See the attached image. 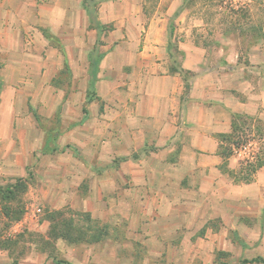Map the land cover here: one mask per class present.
<instances>
[{
	"label": "crops",
	"instance_id": "crops-1",
	"mask_svg": "<svg viewBox=\"0 0 264 264\" xmlns=\"http://www.w3.org/2000/svg\"><path fill=\"white\" fill-rule=\"evenodd\" d=\"M129 4L100 0L96 20L128 19L106 11ZM90 24L84 0H0V176L26 182L35 164L46 188L58 182L50 197L62 206L118 207L139 214L149 234L184 223L234 229L244 205L263 209L264 164L252 170L245 151L222 155L219 136L241 124L238 115L251 117L253 132L264 125V41L247 67L223 48L211 65L194 40L181 47L180 68L193 73L185 79L171 69L165 29H133L143 39L135 50L95 44ZM253 141L258 149L264 136Z\"/></svg>",
	"mask_w": 264,
	"mask_h": 264
},
{
	"label": "rangeland",
	"instance_id": "rangeland-1",
	"mask_svg": "<svg viewBox=\"0 0 264 264\" xmlns=\"http://www.w3.org/2000/svg\"><path fill=\"white\" fill-rule=\"evenodd\" d=\"M99 1L89 0L95 17ZM127 1L130 6L111 7L106 14L109 18L125 12L130 18L116 23L103 21L102 28L95 20L93 26L100 32L95 44L125 45L137 50L143 39L134 37L133 29L140 28L144 34L155 25L156 30H166L171 69L185 79L193 73L180 68L181 47L194 40L211 51V65L216 64L219 58L216 52H222L221 48L224 49L221 56L236 53L238 62L247 67L251 59L261 60L257 52L264 41V0ZM125 29L129 37L122 36ZM31 33L24 39L27 46L33 43ZM220 59L226 62L223 57ZM40 105L36 104V109ZM242 120L249 122L246 117ZM253 147L256 144L249 148ZM37 172L35 164L26 165L22 176L26 188L15 198L0 200V264H239L243 258L264 257V208L257 204L243 206L245 210L239 213L234 229L215 232L218 230L214 227L199 229L186 227L184 223L176 230L166 229L157 235L156 228L149 234L151 229L140 223L139 214L124 213L118 207L113 210L101 207L92 214L70 205L62 206L57 196L50 197L56 193L58 182L46 188ZM13 180L0 176V185ZM36 207L41 211L36 212ZM54 210L64 212V218L72 226L67 234L70 238L50 236L48 215Z\"/></svg>",
	"mask_w": 264,
	"mask_h": 264
},
{
	"label": "trees",
	"instance_id": "trees-1",
	"mask_svg": "<svg viewBox=\"0 0 264 264\" xmlns=\"http://www.w3.org/2000/svg\"><path fill=\"white\" fill-rule=\"evenodd\" d=\"M89 4H90L89 0H84V6L86 7L87 12L90 15L91 20H92V24H90V27H94L93 24L96 20V17L92 13V8ZM100 27L102 28L103 24L100 23ZM100 57L101 55L98 53V58H96L91 64L92 80L96 76V72L98 70L97 63L100 60ZM91 92H92L91 90L88 91V94H90ZM84 111H85V108H84ZM245 117L249 119V122L244 123L242 119ZM238 119L241 120V124H239V122L234 121L232 133H230L229 135L221 134L219 136L220 140H223L226 142V145H224L221 148V154L224 156L232 155L234 153V150H236L238 147L246 143L248 140H253L256 138L258 141H260L262 137L264 136V125L262 124V122L258 121L255 124L254 132H253L252 127H251V117L250 116L238 115ZM263 158H264V145L259 146L253 159L252 160L247 159L246 163L247 162L252 163L251 169L253 170L254 168L259 167L264 164ZM249 171L250 169L246 167V172H249ZM25 188H26V182L21 177L16 178L13 183L11 182L4 186L0 185V200H9L13 197L15 198L16 194L22 193ZM48 219L50 221L49 233L51 237L53 238H58V237L70 238L71 237V236H67V234L71 230L72 226L69 223H67L66 218H64V212L62 210H54L50 212V214L48 215ZM59 262L66 263L64 260H59ZM251 262L264 263V257L257 256L254 258H243L242 260H240L239 264H245V263H251Z\"/></svg>",
	"mask_w": 264,
	"mask_h": 264
},
{
	"label": "built area",
	"instance_id": "built-area-1",
	"mask_svg": "<svg viewBox=\"0 0 264 264\" xmlns=\"http://www.w3.org/2000/svg\"><path fill=\"white\" fill-rule=\"evenodd\" d=\"M252 141L253 140H248L246 143H244L243 145H241L240 147H238L236 150L241 152V151H245L246 152V157L245 159H252L255 155V153L257 152V144L256 147H253L252 149H249L250 146H252ZM253 143V145H255ZM36 212H39V209H35Z\"/></svg>",
	"mask_w": 264,
	"mask_h": 264
}]
</instances>
